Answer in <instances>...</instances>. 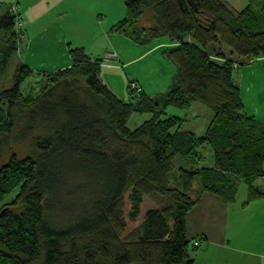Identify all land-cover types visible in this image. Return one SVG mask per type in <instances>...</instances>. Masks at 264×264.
Here are the masks:
<instances>
[{"label": "trees", "instance_id": "obj_1", "mask_svg": "<svg viewBox=\"0 0 264 264\" xmlns=\"http://www.w3.org/2000/svg\"><path fill=\"white\" fill-rule=\"evenodd\" d=\"M122 1L124 15L109 30L166 37L162 51L175 80L150 95L128 78L121 98L101 75L103 64L118 66L117 52L92 57L83 47L70 48L71 65L53 71L17 64L12 84L0 87V156L4 146L29 144L0 164V264H192L185 217L202 192L230 203L243 182L244 203L263 194L253 183L264 176V129L243 111L233 72L264 59V0H246L239 10L224 0H194L195 8L179 0ZM0 30L1 85L24 33L16 5L0 15ZM35 72L41 89L26 94L21 84ZM196 103L213 112L198 134L167 110ZM132 113L150 116L130 129ZM205 147L211 166L201 165ZM151 192L172 204L148 209L126 232V218L137 219Z\"/></svg>", "mask_w": 264, "mask_h": 264}, {"label": "crops", "instance_id": "obj_2", "mask_svg": "<svg viewBox=\"0 0 264 264\" xmlns=\"http://www.w3.org/2000/svg\"><path fill=\"white\" fill-rule=\"evenodd\" d=\"M10 5H16L24 21L19 47L21 61L34 70L53 71L71 65L69 49L72 47H83L92 57L107 50L116 51L121 57L120 51L110 47L117 36L109 30L116 18L110 16L113 11L107 6V0H0V15ZM85 14L91 16L86 19ZM92 15H96L95 20ZM89 25L95 26L93 30L99 31L102 37L103 42L96 41L97 47H93V30ZM166 41H159L149 49L162 48ZM107 65H102L106 66L104 72L119 71L117 65ZM138 77L134 74L129 78L136 79L142 89H148L143 78ZM120 79L119 84L107 85L123 98L127 95L126 83L122 75ZM233 79L239 86L243 111L252 115L264 129V59L241 64L234 70ZM206 126L204 122L193 131L203 133ZM253 184L255 187L257 184L256 188L263 194L248 203H244L245 200L226 203L220 196L205 191L188 210L185 235L194 242L189 246L192 264H237L236 261L264 264V176Z\"/></svg>", "mask_w": 264, "mask_h": 264}, {"label": "rangeland", "instance_id": "obj_3", "mask_svg": "<svg viewBox=\"0 0 264 264\" xmlns=\"http://www.w3.org/2000/svg\"><path fill=\"white\" fill-rule=\"evenodd\" d=\"M226 4L235 10V8L241 9L243 6H245L246 0H224ZM241 1L244 2L241 4ZM107 6L113 11V16L116 18V21L121 18L124 15V5L122 0H107ZM90 14H85V18H89ZM121 16V17H118ZM92 17L95 20L96 15H92ZM118 18V19H117ZM92 26V27H91ZM91 27V31L95 28L93 25H89ZM99 31L96 29L93 30L91 37L93 41V47L98 46L96 41L102 40V37L98 34ZM117 35L115 39L112 41V45H110L111 48H116L118 51L121 52V57H119L120 61H117L118 63V72L115 70H112V72H104L105 69L102 66L101 75L104 76L106 83H108L110 86L112 84H119L120 83V75H122L123 79L125 80V83H127V79L131 76H134V74L139 75L144 80V85L148 88L145 89L146 92L150 95L158 94L160 95L161 92H164L172 82H174L176 77V67L173 64V62L166 56L165 52L162 51V48L153 47L152 49H149L153 45L157 44L159 41L167 40L166 37H159V38H149L147 37V40H144L143 33H132V38H129L128 36L120 33L115 32ZM87 35H82L83 38H85ZM6 35L4 34L3 30H0V45L5 42ZM134 38H137L134 40ZM103 42V40H102ZM149 49V50H148ZM108 52H112L110 50H107ZM106 53L104 51L105 56ZM96 57H99L96 56ZM135 58V59H134ZM22 54L20 50L18 49L13 56L11 57L10 64L7 66V69L4 73V76L2 78V83L0 87H9L12 84V76L15 71V68L17 64L21 61ZM132 59V60H131ZM127 60H131L130 62L126 63ZM125 63V65H123ZM108 66V65H107ZM241 66V65H239ZM174 68V69H173ZM110 74V75H109ZM38 72L33 73L29 77L23 81L21 84V89L24 93L35 95L39 92L40 88V80H39ZM119 86V85H114ZM118 88V87H116ZM125 98V97H123ZM167 110L169 112H176L177 115L185 118V120L182 123V129L186 131H193L197 130L204 122L208 123L210 122V119L212 118L213 112L203 106L202 104H193L189 109L182 110L175 107H168ZM170 114V113H169ZM175 114V113H172ZM247 114V113H246ZM150 114L148 113H132L129 119L127 120V126L130 129L135 128L138 126L141 122H143L145 119L149 118ZM196 132V131H194ZM29 139H26L24 141L20 142H14L11 144L10 148H7L4 146L2 148V154L0 156V164L6 161L8 154L10 150L15 151L16 153L22 155V152H25L28 148ZM207 151H209V155H207ZM203 153V160L201 162V165L204 166H211L212 164V151L209 147H205L202 149ZM179 157H176L174 159V167L175 171L177 170V167L180 165L179 163ZM176 183L174 181L170 182L171 186H176ZM179 184V183H178ZM177 184V185H178ZM196 184L194 185L193 191L191 192L192 198L196 196ZM257 187V184H256ZM258 188V187H257ZM11 197V195L7 196V200ZM246 198V184L243 182L239 183L238 191L234 197V200L243 201ZM75 201L79 202V195H76L73 198ZM233 202V201H231ZM230 202V203H231ZM123 203H124V213L125 215L128 213L130 208V200H129V194L125 193L123 197ZM172 204V200L170 197H168L165 194H160L158 192H151L149 194H146L143 197V200L140 204V213L136 220L130 221L126 218L127 226L125 231H130L137 223H139L144 213L151 208H156L159 206H170ZM192 244V242H191ZM237 264H241L240 261H236ZM243 264V263H242ZM247 264V263H244Z\"/></svg>", "mask_w": 264, "mask_h": 264}, {"label": "water", "instance_id": "obj_4", "mask_svg": "<svg viewBox=\"0 0 264 264\" xmlns=\"http://www.w3.org/2000/svg\"><path fill=\"white\" fill-rule=\"evenodd\" d=\"M180 5L182 6V8H187V6H192L193 8H195V2L194 0H179Z\"/></svg>", "mask_w": 264, "mask_h": 264}, {"label": "built area", "instance_id": "obj_5", "mask_svg": "<svg viewBox=\"0 0 264 264\" xmlns=\"http://www.w3.org/2000/svg\"><path fill=\"white\" fill-rule=\"evenodd\" d=\"M113 56H114V53H109V52H107L106 55H105V57L107 59H111ZM130 85H131L132 88H137V85H136L135 82H131Z\"/></svg>", "mask_w": 264, "mask_h": 264}]
</instances>
